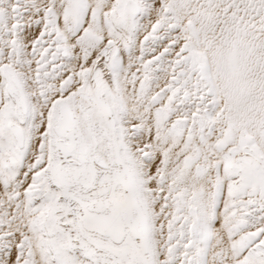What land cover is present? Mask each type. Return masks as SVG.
<instances>
[{
    "label": "snow or ice",
    "instance_id": "snow-or-ice-1",
    "mask_svg": "<svg viewBox=\"0 0 264 264\" xmlns=\"http://www.w3.org/2000/svg\"><path fill=\"white\" fill-rule=\"evenodd\" d=\"M0 264H264V0H0Z\"/></svg>",
    "mask_w": 264,
    "mask_h": 264
}]
</instances>
